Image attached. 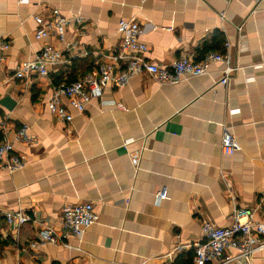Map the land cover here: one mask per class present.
Listing matches in <instances>:
<instances>
[{
  "label": "crops",
  "instance_id": "0c3cea01",
  "mask_svg": "<svg viewBox=\"0 0 264 264\" xmlns=\"http://www.w3.org/2000/svg\"><path fill=\"white\" fill-rule=\"evenodd\" d=\"M53 8L71 20L64 39L54 31L37 39ZM123 18L140 23L153 62L212 50L238 70L227 84L223 62L176 84L142 73L124 87L106 85L83 113L62 99L74 117L59 119L48 107L54 87L113 61ZM0 37L10 41L0 64V139L13 140L26 160L13 173L0 169L2 264H174L182 254L195 264L205 221L229 226L239 208L264 220V0H0ZM47 42L62 50L49 75L14 77ZM24 125L30 144L15 140ZM225 125L241 146L232 155L221 149ZM162 189L167 197L155 203ZM86 201L99 218L81 237L29 245L45 225L63 235L65 207ZM13 211L32 220L11 225ZM232 264H264V249Z\"/></svg>",
  "mask_w": 264,
  "mask_h": 264
},
{
  "label": "built area",
  "instance_id": "2783aa9c",
  "mask_svg": "<svg viewBox=\"0 0 264 264\" xmlns=\"http://www.w3.org/2000/svg\"><path fill=\"white\" fill-rule=\"evenodd\" d=\"M27 1V0H21ZM148 1V0H142ZM222 17L224 13H221ZM47 25L39 27L35 36L37 39H47L52 31L56 32L60 39H64L66 29L71 20L62 15L59 8H53ZM35 19L41 21L39 15ZM84 19L76 15L73 22L78 29H84ZM118 30L122 39L117 51L113 53V61L105 60L100 64L99 72L87 73L81 79L74 82H62L54 87L55 94L50 98L48 107L59 119L71 121L73 114L68 110L62 99L83 113L92 98L101 97L106 85L124 87L129 84L132 77L142 73L151 75L157 82L176 84L190 77L202 76L209 73L213 63L223 62V77L221 82L227 84L231 75L238 70L231 62L229 54L218 51H208L196 60L187 55L173 60L169 64H160L146 58L148 46L140 39L143 29L136 19H120ZM229 46V43H226ZM10 48V41L0 37V64L6 60V52ZM62 50L46 43L42 50L33 59L23 61L14 73L18 79L29 78L32 75L47 76L50 73V65H56L61 61ZM119 107L125 108L119 104ZM28 125L20 127L15 134L16 141L32 142L28 133ZM132 139L125 141L127 146ZM241 146L230 127L223 128L221 149L226 155H232ZM134 164H138L137 155H132ZM26 166L23 155L18 153L14 141L9 138L0 139V169L7 173H13ZM167 197V190H159L155 194V203H160ZM256 209L239 208L233 215L231 225L220 227L212 221L203 223V239L194 245L195 264H232L238 258H249L264 249V220H255ZM99 218L95 205L86 201L68 205L62 215V224L65 233L57 235L51 225H45L36 239L30 242L32 248L42 247L47 244H59L69 237H81L84 230L96 222ZM6 220L11 225L20 226L32 220V217L23 211L6 213ZM230 249H236V256L229 253ZM0 264H2L0 256Z\"/></svg>",
  "mask_w": 264,
  "mask_h": 264
},
{
  "label": "trees",
  "instance_id": "16d2710c",
  "mask_svg": "<svg viewBox=\"0 0 264 264\" xmlns=\"http://www.w3.org/2000/svg\"><path fill=\"white\" fill-rule=\"evenodd\" d=\"M208 51H211V50H208ZM174 264H193V254H188V255H183L182 254V255H179L176 258Z\"/></svg>",
  "mask_w": 264,
  "mask_h": 264
}]
</instances>
